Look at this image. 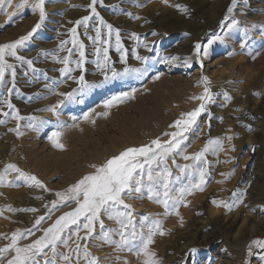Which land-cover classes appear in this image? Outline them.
<instances>
[{
  "label": "rangeland",
  "instance_id": "rangeland-1",
  "mask_svg": "<svg viewBox=\"0 0 264 264\" xmlns=\"http://www.w3.org/2000/svg\"><path fill=\"white\" fill-rule=\"evenodd\" d=\"M20 2L21 0H11V7L5 5L6 10L0 12V44L9 43L27 35L39 21L38 11L34 12L27 6L17 10L16 5ZM31 2L33 0H30ZM90 2L91 0H46L47 15L44 22L33 36L18 49V55L23 56L25 60H32V66L29 67L27 63L13 57L6 58L9 63L14 65L16 75L14 78L15 87H13L11 69L6 71L4 82L0 84V121H4L0 124V173L8 164H15L22 171L37 177L45 187L29 186L22 179H16L18 175L16 172L10 171L7 174L4 184H0V213H2L0 214V247L10 242L4 237H10L17 230L26 235V238L20 240L21 245L32 243L42 237L43 229L50 227L60 215L74 209L76 204L71 200L66 205H58L51 213L48 212L45 205L50 208L51 202L59 199L56 196L57 192H66L83 176L93 173L95 169L91 167V164L101 165L126 148H138L140 139L145 140L146 138L149 143L157 138L162 142L168 140L169 137L165 133L176 131L170 125L180 119L182 113L190 112L200 105V100L191 99V97L203 94L205 83L202 77L208 78L207 87L211 93L217 90L218 85L219 94L217 96L222 95V98L230 96L229 89H227L228 87L220 88L227 84L220 81L214 74H220L223 70L227 71L226 69L230 67L229 62H241L246 59L248 65H251L260 60V65L264 66V0H238L236 8L228 14L227 8H229L231 0H169L167 4L163 0H97L95 7L99 15L114 29H119L121 50L117 49L115 33L113 32L109 36L108 29L101 25L99 19L92 15L91 10L87 8ZM173 5L182 7L177 8ZM224 12L227 17L229 16L225 24L220 22L223 21L221 19L225 15ZM10 13H15L11 19L9 18ZM84 16H91L87 26L76 25L75 22ZM233 20L238 23L232 26ZM228 23L230 24L228 25ZM73 27L76 28L75 39L78 41L75 45L72 43L73 34L69 31ZM222 27L224 28L222 29ZM97 28L101 33L100 41L95 39ZM133 33L137 34L138 40L132 37ZM215 37L221 39H215ZM209 39H213L214 43L208 48V54L204 55L201 51L197 55L195 45L197 43L202 46L206 45ZM104 40H107L108 43H102ZM61 41L67 43L62 46ZM80 43L84 45L85 53L82 68L77 67L76 63L80 59ZM97 49L100 50L99 53ZM104 49H107V61L104 60ZM121 55L124 56L123 61ZM137 56L146 57L147 60H139L136 58ZM64 58L68 59L67 67L71 69L67 73L61 72V69L65 67V64L61 63ZM98 63L106 66L98 67ZM126 68L139 69L140 71H129L126 74L113 77V69L118 73H125ZM234 73H230L229 84L233 83L232 80H238L240 85H243L245 83L243 77L241 79L235 77ZM80 75H83L84 80L94 87L80 92L78 83ZM234 84L237 88V84ZM236 88L233 89L234 92H236ZM246 88L243 89L245 93L250 90L249 93L252 96L261 94L264 96V90L260 91V89L248 86ZM73 90L76 91L72 99H66L58 94L73 92ZM240 92L243 94V91ZM124 93H132V97L116 101L111 107H105L107 101L113 97H120ZM6 101L14 105V108H9ZM60 101H63V104L58 109L59 115L44 110ZM214 101L216 102H213L214 107H208L206 103V111L201 113L196 124L184 133L186 138L183 139L175 152L169 154L166 163L153 162L151 165L154 176L165 167L170 170V187L174 195L179 189L198 182L200 170L203 169L205 171L203 191L196 190L192 195L185 197L188 206L185 207L183 204L179 206V216L174 212L165 215L161 204L148 199L146 174L144 195L141 197L140 194L134 193L136 198L124 196L125 203L132 205V222L137 232L141 230L142 221L145 233L148 232L149 226L154 221H162V227L166 234L156 235L154 244L150 245L161 264H167L168 260L165 253L163 256L161 255L160 250L164 246H169L171 238L176 236V233H171L172 228L174 230L182 229L191 221L187 214H199V211H202L203 217H201L205 219L211 209L214 211L218 207L222 219H226L231 213L236 212L237 206L242 203V187L232 193L226 192L233 177L224 176L223 170L232 165V162L223 156L222 150L215 146H209L202 160L184 159L185 156L192 157L195 153L201 152L209 140H221L223 136L229 135L230 131L232 136H235V130L233 132L231 130V127L234 128L233 123H224L222 114L216 112L219 110L217 105L223 103L224 100H220L219 97ZM167 105L168 107H166ZM17 112L24 119L17 121L14 118V114ZM4 113H8V115L6 116ZM86 115L87 119H85ZM29 117H36L37 120L30 121ZM30 123H34L35 127H29ZM57 131L62 133L59 142L64 145L63 149L55 147L50 139L52 134ZM17 132L22 135H18ZM124 142H126L125 145ZM122 144L125 147H121ZM112 147L114 148L113 152L110 150ZM58 154L65 155V159H68H66L69 163L67 170L48 174L51 169L47 168L49 171L45 172L46 175L41 173L42 176L36 172V176L32 167L35 164L34 159L39 157V161L37 159L36 163L39 166L40 159L44 157L50 159ZM40 156L44 157L40 158ZM90 157L92 158L90 159ZM93 157H96L95 160ZM101 157L102 160L99 162L98 159L100 160ZM250 157L241 167L236 164L234 171L258 168L257 162L249 161ZM140 159L143 161L142 157ZM184 165L189 167L181 172ZM147 168L146 164L145 171ZM68 169L72 170V173L77 172L79 177L75 174L76 177L69 176L70 178H68L66 176ZM39 176H42L41 179ZM215 189L216 191H212ZM156 190L162 193V184H157ZM257 195L249 200V203H246L247 210L239 216L235 230L230 234L233 236L234 232L241 228L239 231L243 233V241L246 242L243 257L238 260L233 258V264H264V261L260 260V255H264V249L253 244V241L264 240V203L257 201L259 199ZM213 200L223 201L232 207L229 209L222 205L217 206ZM33 208L36 209L35 212L19 211V209ZM12 209H17V211H12ZM42 215L45 216V219L41 225L34 227L36 219ZM145 217H147L146 220ZM181 217L183 221H180ZM100 219L104 222L103 231L110 232L112 239L119 241L120 225L116 220L109 219L107 215L103 214ZM177 222H181L180 227L175 225ZM169 225H172L171 229H169ZM187 228L189 227L187 226ZM29 229H31V235L27 234ZM249 229L253 230L252 234L248 233ZM129 230H131V226ZM208 230L212 232L214 227L209 226ZM74 231L75 226L66 229L63 234L64 238L67 239ZM101 234L102 230L97 221L91 237L81 240L72 235L67 247L58 243L56 264H65L61 258L62 254L71 256V264H89V261L83 256L85 245H87L91 257L97 258L99 264H143V257H138L127 249H117L114 244L105 243L99 239ZM84 235L85 230L81 227L80 236ZM196 236L199 235L196 234ZM215 237L222 239L218 233H215ZM196 238L199 241L198 237ZM178 239L179 242L176 240L179 245L183 246V240ZM167 241L169 242L167 243ZM233 242L235 243L236 240L234 239ZM77 244L81 245L79 257L75 252ZM250 246L252 248L251 255H249ZM228 249V245L222 244L212 248L207 253L211 256L209 261L213 264H230L226 260L234 255H229L226 252ZM238 250L239 245L233 251ZM44 252L47 253L49 259L52 258L50 249L46 248ZM166 253L173 256V250H168ZM174 255L176 256V254ZM207 257L205 253L195 254L193 264H197ZM37 259L40 264H45L43 254Z\"/></svg>",
  "mask_w": 264,
  "mask_h": 264
},
{
  "label": "snow or ice",
  "instance_id": "snow-or-ice-1",
  "mask_svg": "<svg viewBox=\"0 0 264 264\" xmlns=\"http://www.w3.org/2000/svg\"><path fill=\"white\" fill-rule=\"evenodd\" d=\"M165 4L169 0H163ZM46 0H33L30 3V0H21L19 4L16 5L17 10L27 7H30L34 12H39V21L32 28L27 35L19 37V39L0 44V84L4 82L5 73L7 70H12L13 77V87H15L14 78H15V67L13 64L9 63L6 59L7 57H13L16 60H19L23 63H27L29 67L32 66V60H25L21 55H18V49L22 47L26 41H28L33 34L41 27V24L46 18L45 10ZM97 0H91L87 5V8L91 10L92 15L96 16L99 19V23L108 29V35L111 36L112 33H115L116 36V45L117 49L121 50L120 45V32L119 29H114L113 26L107 23L103 17L99 15L96 10L95 5ZM5 5L11 7V0H0V12H4ZM174 7L181 8V5H173ZM237 6V0H231V6L228 8V13H232ZM186 10V9H185ZM15 15V13H10L9 18ZM138 18V17H137ZM226 17L225 19H227ZM91 19V16H84L82 19L75 22L76 25L87 26V22ZM238 21L233 20L232 25H236ZM73 34L72 43L75 45L78 41L75 39L76 28L73 27L69 29ZM96 41L101 40L100 29H96ZM156 35V33H153ZM132 37L134 39H139L137 34L133 33ZM215 39H221L220 37H215ZM66 41H61V45L66 44ZM102 43H108L107 40L102 41ZM214 43L213 39H209L206 45H201L197 43L195 45V52L197 55L203 51L204 55L208 54V48ZM146 46V45H145ZM80 47V59L76 62L77 67L82 68L84 63L85 53L83 51L84 45L79 44ZM99 49L97 52L99 53ZM71 53V50H69ZM139 60L146 61V57H136ZM104 60H108L107 49H104ZM121 60H124V56L121 55ZM61 63L65 64V67L61 69L62 73L70 72L71 69L67 67L68 59L64 58ZM187 63V61H186ZM106 65H101L98 63V67H104ZM129 71L139 72V69H125V73H118L115 69L112 70L113 77L118 75L126 74ZM107 79V76H105ZM202 80L205 83L203 94L191 99L200 100L201 103L198 107L194 108L192 111L187 113H182L181 118L173 122L170 127L175 128L176 131L165 133L169 137L166 141H161L159 138L151 141L150 144L144 145L141 147H129L120 152L118 155H114L108 159L105 163L101 165H91L95 169L93 173L83 176L75 184L71 185L66 192H57L56 196L58 200L51 202V207L48 208V212L51 213L53 209H56L60 204H67L69 200L75 202L76 207L71 211L64 212L60 215L50 227L43 229L44 235L39 239H36L30 244L21 245L19 242L21 239L26 238L24 232L17 230L13 232L10 237L5 236V239H9L10 242L3 247H0V264H40L37 257L44 255L45 264H56V255H57V244L62 243L65 247L68 246V241L71 239V236L74 235L77 239H87L91 237L95 231L96 222H99V226L102 230V234L99 239L103 240L105 243L114 244L117 249L123 250L127 249L130 252H134L138 257H143V264H161L160 260L157 258L155 251L151 250L150 245L154 244V237L159 234L161 236L165 235V231L162 227V221H154L152 225L149 226L148 232L143 231V221L141 222V230L137 232L135 226L132 222V205L125 203L124 196H130L136 198L133 194H140L142 197L144 195V177L147 176V196L148 199L153 200L155 203L161 204L165 210V215H169L174 212L177 216L180 215L178 208L181 204L187 207V202L185 197L192 195L194 191L199 190L203 191V185L205 183L204 176L205 171L200 170V178L198 182L191 183L189 186L179 189L175 195L173 190L170 187L169 177L171 176L170 170L165 167L161 172L153 175V169L151 165L153 162H165L169 154L175 152L181 145L183 139L186 137L184 133L189 131L193 125L196 124L197 118L201 113L206 111V103L212 100V94L207 87L209 83L208 78L202 77ZM78 83L80 84L79 91L83 92L85 89H90L94 85L89 84L84 80V76L80 75L78 77ZM76 90L68 93H58L61 96H64L66 99H72ZM11 92V89H9ZM132 93H124L120 97H113L111 100L105 103V107H111L116 101H121L125 98H131ZM9 108H14L10 102L6 101ZM63 104V101L58 102L56 105H53L46 111H50L55 115H59L58 109L60 105ZM8 115V113H4ZM14 118L19 121L24 119L19 115V113L14 114ZM87 115L85 119H87ZM30 121H36V117H29ZM4 121H0V124ZM43 123V121H41ZM19 125L17 126V128ZM29 127H35L34 123H30ZM249 130L251 126L249 125ZM18 135L22 133L17 132ZM62 135L61 132L57 131L52 134L50 139L55 147L63 149L64 145L59 142V138ZM229 140L232 137H228ZM209 146H215L219 150H223L222 141L219 139L209 140L208 144L205 145V148L199 152L195 153L192 157L185 156L184 159H194L197 161L202 160L204 153L208 151ZM215 150V148H214ZM143 158L141 161L140 158ZM174 162V161H173ZM148 165L147 171H145V165ZM189 166L184 165L181 168V172H184ZM16 172L18 175L16 179H22L29 186L35 185L37 187L44 188L43 183L37 179V177L22 171L15 164H8L4 171L0 173V184H4L6 176L9 172ZM162 184L163 192L156 190V185ZM47 190V189H45ZM233 195H236L233 193ZM242 202V201H241ZM214 204L217 206H224L226 208H231L232 205L227 204L223 201L217 202L213 200ZM123 209L122 211L119 209ZM12 211H17V209H12ZM19 211H32L35 212L36 209H19ZM2 214V213H0ZM107 215L109 219H114L120 225V240H113L110 232L103 231L104 222L100 219L101 215ZM45 219V216H40L35 221V226L41 225V222ZM145 220L147 217L144 218ZM181 217V221H182ZM71 226H75V231L71 232V235L67 239L64 238V232L66 229H70ZM131 226V230L129 227ZM81 227L85 230V235L80 236ZM27 234L31 235V229L27 230ZM253 244L260 249H264V240L253 241ZM48 248L52 252V258L49 259L47 253L44 250ZM81 245L77 244L75 252L77 257L80 255ZM252 254V248L249 247V255ZM83 256L89 261V264H99L98 259L91 257V254L88 252L87 245L84 246ZM10 257V258H9ZM61 258L65 264H71V256L69 254H62ZM260 260L264 261V255H260Z\"/></svg>",
  "mask_w": 264,
  "mask_h": 264
},
{
  "label": "bare ground",
  "instance_id": "bare-ground-1",
  "mask_svg": "<svg viewBox=\"0 0 264 264\" xmlns=\"http://www.w3.org/2000/svg\"><path fill=\"white\" fill-rule=\"evenodd\" d=\"M185 1V0H183ZM226 1V0H225ZM238 1V0H237ZM191 2V1H190ZM195 2V1H194ZM192 3V2H191ZM202 3V2H200ZM193 4V3H192ZM191 4V6H192ZM197 4V3H196ZM220 4V3H219ZM231 4H229L230 7ZM193 6H195L193 4ZM247 6V5H246ZM248 7V6H247ZM219 9V8H218ZM228 9V8H227ZM253 11V10H252ZM226 12V11H225ZM224 12V13H225ZM254 12V11H253ZM228 14V11H227ZM227 14L225 13V15L223 16V18L220 19L223 21V24H225L228 20L225 19L227 17ZM216 15V14H215ZM220 16V14H219ZM229 17V16H228ZM238 17V16H236ZM232 18V15H231ZM234 18V17H233ZM217 19V18H216ZM239 20V19H238ZM231 21V19H230ZM216 22V21H215ZM214 23V22H213ZM230 23H228L229 25ZM213 25V24H212ZM216 25V24H215ZM218 25V24H217ZM227 25V26H228ZM210 26V25H209ZM226 26V27H227ZM233 26V25H232ZM220 27V25H219ZM217 28V26H216ZM224 27H222L223 29ZM215 29V28H214ZM226 29V28H225ZM219 31V29H218ZM221 33V30H220ZM218 36V34H217ZM262 43V42H261ZM235 44V43H234ZM263 44V43H262ZM240 60V59H238ZM226 63V62H225ZM261 62L260 60H258L257 62H255V64H251L248 65V62L246 59L241 60V62H236V61H231L229 62V69H226L227 71H221L220 74H214L217 75L218 78L220 79V81L225 82L227 84V86H222L220 88H226L229 89V94L230 96H224L221 98V96H217V94H219V90H218V85L216 87V91L211 93L212 94V100L207 102L208 107H214L213 102H215L214 100H218L220 97V100L223 99L224 102L219 103L217 106L219 107V110L216 112L218 114H222V119L224 120V123H233V127H231V130L233 132V130H235V136L233 137L231 134V131L229 133V135H225V137H222V144H223V156L227 157V159L229 161L232 162V165H229L228 168L223 170V174L224 176L228 177V176H232L233 180H231V184L229 183L228 185V190L226 191L227 193H232L234 190L240 189L242 187V203L237 206V210L234 213H231L229 218L226 219H222V216L220 215V211L219 208L217 207V210L211 209L208 216L205 219H202V211H199V214H187V217L190 218L191 221L188 222V224L184 225L182 227V229L177 228L176 230H174V228H172L171 233L174 232L176 233V236H172L173 238H171L170 240V244L169 246H164L162 247V249L160 250L161 255L163 256V253H165L167 255L166 259L168 260L167 264H193L194 259L193 256L195 254H201V253H205V256L207 257L205 260H201L199 261L197 264H213L209 261L210 259V255H207L208 252H210V250L216 246H218L219 244L222 245H228L229 249L226 250L227 253L233 254L234 256L232 257H228V260H226L227 262H229L230 264H233V258L238 260L240 258H242L243 253H244V245H245V240L243 241V233H240V229H237L233 236H231L230 234L235 230L236 227V222L237 219L239 218L240 215L244 214L245 211L247 210V206L246 203L253 199V197L257 195V197L259 198L257 201L260 203H264V199H263V194H264V158H263V153H264V96H252L250 92V90H247L246 93L244 92L243 89H247L246 87L248 86L250 87H254L255 89H260V91L264 90V66L260 65ZM227 66V64H226ZM261 66V67H260ZM235 72L234 76L235 77H239L241 79V77H243V80H245V83L243 85H240L239 81H235L232 80L233 83L229 84V78L230 73ZM218 73V71H217ZM206 75L208 73H205ZM213 75V77H214ZM222 75V76H220ZM216 76V77H217ZM217 79V78H216ZM221 82V83H222ZM244 82V81H243ZM242 82V83H243ZM231 83V82H230ZM237 84V88L236 85ZM239 83V84H238ZM189 87L187 86V89ZM215 88V87H214ZM219 88V89H220ZM234 88H236V92H234ZM181 89V88H180ZM243 91L242 92L240 91ZM173 91V90H172ZM174 92V91H173ZM177 92V91H176ZM175 93V92H174ZM178 93V92H177ZM179 94V93H178ZM175 94V95H178ZM255 94V93H252ZM171 95V94H169ZM180 95V94H179ZM183 95V94H182ZM226 95V94H225ZM257 95V94H256ZM179 97V96H178ZM179 99V98H177ZM168 101V100H167ZM172 102V101H171ZM175 102V101H173ZM178 102V101H177ZM190 102V101H189ZM189 102H187L188 104H190ZM167 103V102H166ZM165 103V104H166ZM193 103V102H192ZM216 103V102H215ZM173 104V103H172ZM186 104V102H185ZM184 104V105H185ZM164 105V104H163ZM183 105V106H184ZM170 106V105H169ZM173 106V105H172ZM186 106V105H185ZM157 107V106H156ZM163 107V106H162ZM168 107V105L166 106ZM165 107V108H166ZM171 108V107H169ZM207 108V107H206ZM162 109V108H161ZM173 109V107H172ZM178 109V108H177ZM142 111V110H141ZM161 111V110H160ZM170 111V110H169ZM172 111V110H171ZM158 113V112H156ZM160 113V112H159ZM171 113V112H170ZM178 113V112H177ZM153 114V113H152ZM157 115V114H156ZM153 116V115H152ZM163 118V116H160ZM161 118V119H162ZM232 118V119H231ZM139 119V118H138ZM124 121V120H123ZM146 121V120H145ZM144 121V122H145ZM168 121V120H167ZM209 121V120H208ZM127 122V121H126ZM169 122V121H168ZM142 123V122H141ZM147 123V122H146ZM143 124V123H142ZM158 124V123H157ZM162 124V123H160ZM159 124V125H160ZM214 125V124H213ZM251 126V130H249L248 126ZM214 127V126H213ZM215 128V127H214ZM224 128V127H223ZM125 129V128H124ZM130 129V128H129ZM216 129V128H215ZM219 129V128H218ZM134 131V129H132ZM154 130V129H153ZM223 130V129H222ZM227 130V128H226ZM159 131V130H158ZM224 131V130H223ZM128 132V131H126ZM160 132V131H159ZM124 133V132H123ZM130 133V132H129ZM132 134V133H131ZM139 134V132H138ZM137 134V136H138ZM222 134V133H221ZM219 135V134H218ZM122 136V135H121ZM120 136V138H121ZM125 136V135H124ZM126 137V136H125ZM124 137V138H125ZM228 137H232L231 140L228 139ZM116 138V137H115ZM121 140V139H120ZM124 140V139H123ZM126 141V140H125ZM133 141V140H132ZM137 142V140H135ZM138 146H144V145H148L150 144L148 140H138ZM120 142V141H119ZM122 143V142H121ZM115 144V143H114ZM119 144V143H118ZM116 144V146L118 145ZM124 145L126 144V142L123 143ZM121 145L124 146V145ZM111 145V144H110ZM109 145V146H110ZM129 145V143H128ZM136 145V144H135ZM134 145V146H135ZM100 146V145H99ZM114 146V145H112ZM119 146V145H118ZM133 146V145H131ZM74 147V146H73ZM125 147V146H124ZM93 148V147H92ZM105 148V146H104ZM108 148V147H107ZM79 149V148H78ZM90 149V148H89ZM110 149V148H109ZM114 148L112 147V149H110L111 151ZM119 149V148H118ZM124 149V148H123ZM76 150V149H75ZM82 150V149H81ZM99 150V148H98ZM105 150V149H104ZM117 150V149H116ZM115 150V151H116ZM37 151V150H36ZM108 151V150H107ZM38 152V151H37ZM106 152V151H105ZM113 152V151H112ZM118 152V151H117ZM116 152V153H117ZM221 152V153H222ZM36 153V152H35ZM103 153V152H102ZM107 153V152H106ZM115 153V154H116ZM31 154V153H30ZM43 154V153H42ZM82 154V153H81ZM94 154V153H93ZM111 154V152H110ZM114 154V153H113ZM225 154V155H224ZM38 155V154H37ZM41 155V154H40ZM44 155V154H43ZM102 155V154H100ZM30 156V155H29ZM45 156V155H44ZM43 156V157H44ZM51 156V155H50ZM65 156V155H64ZM63 155H56V156H52L50 159L48 157L47 158H43L42 156H40V158L42 157L43 159H40V163L38 162V164H40L39 166L36 165L37 163V159L39 158H35L34 159V165L32 166L35 173H40V175H42L41 173H47V171H49L47 168H50L51 171L48 172L49 173H54L56 174L58 171H66L67 170V161L65 159ZM91 156V155H90ZM95 156V155H94ZM250 157V162L254 160V162H257L258 168L253 169V168H246L245 170L243 169H236V164H238L240 167L243 163H245L248 159V157ZM37 157V156H36ZM47 157V156H46ZM88 157V156H87ZM72 158V157H71ZM80 158V157H79ZM92 157H90L91 159ZM96 158V157H95ZM95 158L93 157V160H95ZM76 159V158H75ZM74 159V160H75ZM88 159V160H90ZM49 160V161H48ZM68 160V159H67ZM101 159L98 161L101 162ZM32 161V160H31ZM39 161V159H38ZM91 161V160H90ZM86 162V161H85ZM92 162V161H91ZM90 162V164H91ZM97 162V160H96ZM93 162V163H96ZM227 162V161H226ZM33 164V163H31ZM89 164V163H88ZM246 164V163H245ZM92 165V164H91ZM30 166V165H29ZM70 167V166H69ZM79 168V167H78ZM77 168V169H78ZM66 169V170H65ZM80 169V168H79ZM88 169V168H87ZM31 170V168H30ZM82 170V169H81ZM80 170V171H81ZM79 171V172H80ZM87 171V170H86ZM33 172V171H32ZM31 172V173H32ZM78 172V173H79ZM235 172V174H234ZM36 173V176H37ZM45 173V175H46ZM59 173V172H58ZM66 173V172H65ZM77 173V172H76ZM76 173H72V170L68 169V172L66 174V176L68 178H70L72 176L76 177L78 176ZM61 174V173H60ZM76 174V176H75ZM39 175V174H38ZM64 175V174H63ZM234 175V176H233ZM43 176V175H42ZM42 176H39V178L41 179ZM52 176V175H51ZM54 176V175H53ZM70 176V177H69ZM79 177V176H78ZM45 178V177H43ZM42 178V179H43ZM63 178V177H62ZM226 179V178H225ZM229 179V178H228ZM57 180V179H56ZM72 180V179H71ZM70 180V181H71ZM44 181V179L42 180ZM63 181V180H62ZM228 181V180H227ZM69 182V181H68ZM73 182V181H72ZM69 184V183H68ZM64 185V184H63ZM49 186V185H48ZM62 186V185H61ZM53 187V186H52ZM66 187V185H65ZM69 187V186H68ZM227 188V187H226ZM225 188V189H226ZM212 191H216L212 190ZM222 191V190H221ZM236 194V193H235ZM239 194V193H238ZM34 196V195H33ZM239 196V195H238ZM234 197V196H232ZM227 198V197H226ZM37 199V198H36ZM233 199V198H232ZM257 199V198H256ZM227 200V199H226ZM45 201V200H44ZM129 201V200H128ZM236 201V200H235ZM132 202V201H130ZM129 203V202H128ZM249 203V202H248ZM252 203V202H251ZM43 204V203H42ZM41 204V205H42ZM32 206V205H31ZM183 206V205H182ZM49 207V206H48ZM252 207V206H251ZM212 208V207H211ZM35 209V208H33ZM186 209V208H185ZM205 209V208H204ZM41 210V209H40ZM233 211V210H232ZM44 212L42 211V214ZM189 213V212H187ZM40 215V214H39ZM198 215V216H197ZM202 216V217H201ZM188 218V219H189ZM31 219V218H30ZM187 219V218H186ZM245 219V218H244ZM174 221V220H173ZM179 221V220H178ZM181 221V220H180ZM183 221V220H182ZM173 225V224H172ZM172 225H169V229H171L170 227ZM178 227L181 226V222H177ZM174 225V226H175ZM163 226V225H162ZM187 226L189 228H187ZM209 226L214 227V230L211 232L208 230ZM241 226V225H240ZM167 228V227H166ZM253 228V227H252ZM240 230V231H239ZM168 231V230H166ZM215 233H218L220 237H222V239H219L218 237H215ZM249 234L253 233L252 229L248 230ZM168 234V233H167ZM199 235V236H196ZM159 234H157L158 236ZM174 235V234H173ZM196 237H198L199 241H197ZM183 240V246L179 245V239ZM178 242H177V240ZM236 240V242L234 243L233 240ZM161 241V240H160ZM162 242V241H161ZM169 241H167L168 243ZM165 243V242H164ZM166 243V244H167ZM181 244V242H180ZM168 245V244H167ZM237 245H239V250L238 251H233ZM168 250H173V256L169 255V253H166ZM170 252V251H169ZM223 252V250H222ZM171 254V252H170ZM176 254V256L174 255ZM210 254V253H209ZM222 254V253H221ZM226 255V253H223ZM198 257V256H196ZM160 258V256H159ZM164 258V257H163ZM201 258V257H200ZM227 258V257H224ZM165 259V260H166ZM197 259V258H195ZM197 262V261H196ZM196 264V263H194Z\"/></svg>",
  "mask_w": 264,
  "mask_h": 264
}]
</instances>
